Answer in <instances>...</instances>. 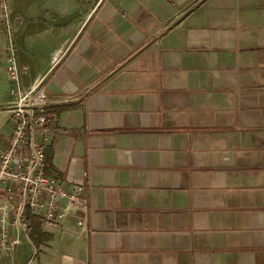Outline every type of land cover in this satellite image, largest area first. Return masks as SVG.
I'll use <instances>...</instances> for the list:
<instances>
[{
  "label": "crops",
  "instance_id": "crops-1",
  "mask_svg": "<svg viewBox=\"0 0 264 264\" xmlns=\"http://www.w3.org/2000/svg\"><path fill=\"white\" fill-rule=\"evenodd\" d=\"M9 2L24 85L49 73L51 174L88 208L38 250L10 225L0 264H264V0Z\"/></svg>",
  "mask_w": 264,
  "mask_h": 264
},
{
  "label": "built area",
  "instance_id": "built-area-1",
  "mask_svg": "<svg viewBox=\"0 0 264 264\" xmlns=\"http://www.w3.org/2000/svg\"><path fill=\"white\" fill-rule=\"evenodd\" d=\"M0 30L7 40L6 70L14 96L7 108L15 122L8 144L0 153V246L8 248V227L27 229L23 222L26 210L45 229L64 220L71 210L86 213L88 204L82 196L83 186L68 185L46 172L42 138L51 121L46 91L49 73L38 77L29 87L24 85L25 70L20 63L9 0H0ZM62 202H66L65 207L60 206ZM85 225V220H78L79 227L86 230ZM33 263L31 260L30 264Z\"/></svg>",
  "mask_w": 264,
  "mask_h": 264
},
{
  "label": "trees",
  "instance_id": "trees-1",
  "mask_svg": "<svg viewBox=\"0 0 264 264\" xmlns=\"http://www.w3.org/2000/svg\"><path fill=\"white\" fill-rule=\"evenodd\" d=\"M45 157H46V162H47V170L46 172L48 174L52 173V168H51V153L48 151H45ZM23 222L27 226L26 229V234L35 246V248L38 250L42 245H45L49 241H51L52 236L46 232H44L40 225L38 224L37 219L32 215L30 210L25 211L24 219Z\"/></svg>",
  "mask_w": 264,
  "mask_h": 264
}]
</instances>
